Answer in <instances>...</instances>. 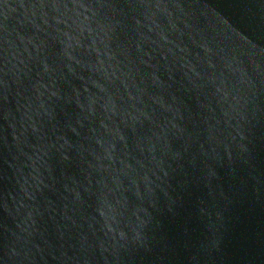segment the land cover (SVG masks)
Here are the masks:
<instances>
[{
  "label": "water",
  "instance_id": "1",
  "mask_svg": "<svg viewBox=\"0 0 264 264\" xmlns=\"http://www.w3.org/2000/svg\"><path fill=\"white\" fill-rule=\"evenodd\" d=\"M36 2L0 0V35L11 34L18 47V35L43 37L30 22L35 11V23L40 24L39 10L31 7ZM108 2L121 13L115 17L121 24L107 42L116 57L112 63L115 66L119 60L121 70H126L128 61L135 62V81L147 93L142 99L151 122L142 119L132 125L116 119L124 141H115L113 163L100 161L108 171H96V157L103 156L96 140L110 137L100 126L101 109L97 106L95 114L89 115L80 104H86L85 87L89 93L96 91L89 77L95 80L97 75L74 63L69 72L65 66L69 62L60 57V45L49 40L42 59L56 70L53 85L51 73L43 72L40 60H28L21 49L27 64L20 66L27 72L26 77L21 74V96H15L17 87L9 81L12 93L6 102L0 98V264H12L17 236L28 241L32 264H264V82L253 73L255 96L244 109L243 119L226 116L228 105L216 92L222 74L226 90L234 83L220 59L221 48L229 54L233 47L238 54L242 50L245 54L240 58L251 71L246 55L249 45L236 34L254 46L253 59L264 66V0H178L189 13L181 20L187 19L194 31L176 20V10L169 5L183 35L171 31L163 16L157 23L171 43L146 27H137V20L141 25L146 21L138 14L142 9L130 8L135 0ZM138 32L149 40H141ZM82 43L89 47L81 48L76 59L95 63L98 57L87 34ZM202 43L212 49L207 57L199 46ZM96 47L101 51L99 59H104L103 45L97 42ZM208 60L214 68L208 67ZM188 64L200 78L188 71ZM153 74L158 83L152 81ZM38 82L56 91L59 99L44 92L41 99L51 118L33 116L37 131L28 127L27 120L24 131V109L17 111V99L24 104L28 97L35 107L38 101L32 85ZM119 93L124 94L122 87ZM149 97L161 98L177 115ZM6 111L16 120H6ZM13 123L18 140L9 126ZM104 123L112 127L109 121ZM153 133L166 136L167 149L159 143L154 153L148 152V141L156 143ZM153 155L163 162L159 168ZM120 161L138 170L140 195L122 176L126 205L114 227L124 237L113 241L114 233H107L98 213L97 181L110 177L113 168L119 170ZM145 173L151 192L141 179Z\"/></svg>",
  "mask_w": 264,
  "mask_h": 264
},
{
  "label": "clouds",
  "instance_id": "2",
  "mask_svg": "<svg viewBox=\"0 0 264 264\" xmlns=\"http://www.w3.org/2000/svg\"><path fill=\"white\" fill-rule=\"evenodd\" d=\"M171 8L176 10V20L183 23L185 29H190L191 25L187 22V19L181 20V17H188L189 13L184 11L182 5L178 0H135L134 4H130V8L133 10L139 8L142 9L138 14L143 16L146 23L144 25L140 24V21H136L137 27H146L149 33H154L156 36L163 40L165 43H171L164 35L163 28L157 19L163 16L168 23V27L171 31H175L178 35H183L176 27V23L173 21V11ZM31 7L35 10H39L40 24L35 23L36 12L33 11V26L36 33H43V37L36 35L30 37L17 36L16 39L19 40L20 47L17 46L16 41L11 38V34L0 35V98L5 102L7 101L8 95L12 93V89L9 85L11 81L12 85L17 87L15 91V96L19 98L21 96L20 88L21 85V74L23 68L20 66L27 67L24 59H21V49L23 54L26 55L28 60H40L43 72L45 74L51 73L50 80L54 85L55 83V73L56 70L50 68V66L42 59L44 54V49L49 40L54 41L60 45V57L67 60L69 63L65 66L68 68L69 72H72V64H76L80 68H87L90 73H95L97 79L93 80L91 76L89 81L92 87L96 89L95 92L89 93L87 87L84 88L86 93L85 101L86 104H80L81 110L88 112L89 115L95 114L96 107L98 106L102 111V118L100 126L104 129L105 135L110 137L109 139H97L96 144L103 149V156H97V164L95 165V170L98 172L108 171L106 165L100 163L101 160L106 159L110 163H113V152L115 151V141H124V136L122 135L119 126L116 124V119L120 123H130L132 125L138 124L141 120H149L151 122V116L147 111H145L146 105L142 99V96L147 95L142 87H139L135 81V75L137 74L135 69V62L128 61L124 65L126 70H121L119 67L120 61H116L114 66L112 61L116 59L115 55L108 49V41L111 39V33L116 27L121 24L120 20L115 19L117 15H121L117 12L114 6L108 2V0H37V2ZM51 20V23H49ZM43 25V27H41ZM63 25V28L58 27ZM94 25V26H93ZM87 34L88 39L91 41V50L95 51L98 59L95 63L87 62L82 63L80 60L76 59L80 55V49H88L89 45L83 44V40ZM141 40H149L148 36L143 33H137ZM199 35V33H197ZM244 45H249L246 55L249 58V64L251 71L244 67V61L240 58L241 55L245 54L241 52L237 53V47H233L231 54L224 51L223 48L220 49L222 55L220 57L224 64V68L228 73L231 74L233 78V85L230 89H225L224 77L221 75L219 84L216 85V92L220 94V100L226 102L228 105L225 115L230 119L238 117L239 119L244 118V109L252 102V97L255 96L253 73L258 80L264 82V66L253 59L256 53L253 51L254 46L250 45V42L246 39L239 37ZM191 39V34L190 37ZM97 42L103 45L104 59H99L101 55L100 49L96 47ZM155 41H153L154 43ZM195 43V41H193ZM29 46H31V52L29 51ZM207 57L212 49L207 46V44L199 45ZM137 52L140 51V45L136 46ZM171 52V49L168 50ZM181 51H186L182 49ZM264 52V50H261ZM127 59V56L125 57ZM144 63V61H141ZM209 68H214L215 66L210 60L207 61ZM188 71L192 73L196 78H200V73L197 72L191 64L186 65ZM30 71V69H29ZM24 76H27V72H23ZM187 75V73H185ZM7 77V79H5ZM83 79V77H81ZM153 82L158 80L153 74L151 77ZM214 82V78H210ZM116 81H119V87L124 89V94L119 93V87L116 85ZM144 83V78L141 77V84ZM33 89L35 90V99L38 104L34 107L32 101L28 97H24L26 103L20 104L19 99H17V111L19 112L21 108L24 109V113L21 116V129L26 131L24 127V121H28V127L31 128L33 132L37 131L35 126V121H33V116L39 119L42 116L51 118V112L45 106V102L41 97L44 96V92H48L49 98L56 97L59 99L56 91L51 90V87L45 86L42 83L33 84ZM40 89H44L41 91ZM131 89V90H130ZM135 94H133V91ZM251 92L252 96L248 93ZM77 96L79 94L77 93ZM126 97V98H125ZM153 103L159 104L160 107L166 112H173L171 105H165L161 98L149 97ZM79 103V100L77 101ZM139 105V107L137 106ZM177 115L173 112V116ZM11 117L12 121L16 120V117L11 114V112H5V119L7 120ZM115 118V119H114ZM107 120L112 124L110 128L108 124L104 123ZM168 124L172 128H177V126L171 121ZM13 127V139L18 140L19 138L15 134L14 123L9 125ZM21 131L20 135L24 134ZM165 131L161 128V134ZM177 131L180 129L177 128ZM153 133L155 136L156 143H152L151 140L148 141V152L154 153L156 149V144L162 143L163 149H167V139L166 136ZM162 149V150H163ZM143 152V149H141ZM152 160L155 165L159 168L163 163L158 160L154 155ZM139 163V162H137ZM121 168L116 170L113 168L112 175L110 177H101L97 181L98 193L97 200L99 202L98 213L104 221V227L107 233H114L112 236L113 241L117 237L123 239L124 233L116 230L114 227L117 223V217L123 216V209L126 205V200L123 198V192L127 189L124 187L121 181V177H128L130 181V186L135 190L137 197H139V187L137 184L136 177L138 176V170L134 168L131 164L126 161H120ZM92 167V165H90ZM144 166L141 164L140 168ZM35 170V169H34ZM163 170L162 168L160 169ZM155 175V173H153ZM35 178V177H34ZM145 184V189L151 192V188L148 185L151 181L148 179L145 173L141 178ZM111 181V186L107 182ZM26 191V190H25ZM119 193V195H117ZM79 199V194L76 196ZM133 215H136L134 212ZM139 221V216H137ZM131 226V225H130ZM139 227V224L137 225ZM17 246L11 249L10 259L12 264H32V258L30 256V249L27 247L28 241L23 240L20 236L16 237ZM104 248L103 245H101ZM106 251L107 249L104 248ZM85 264L87 262L85 261Z\"/></svg>",
  "mask_w": 264,
  "mask_h": 264
}]
</instances>
